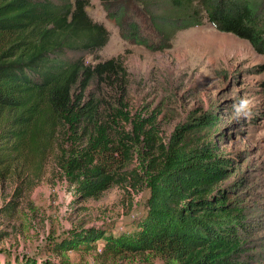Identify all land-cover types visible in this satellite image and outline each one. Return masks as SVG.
Wrapping results in <instances>:
<instances>
[{"label": "trees", "instance_id": "1", "mask_svg": "<svg viewBox=\"0 0 264 264\" xmlns=\"http://www.w3.org/2000/svg\"><path fill=\"white\" fill-rule=\"evenodd\" d=\"M90 1L0 0V171L18 159L43 156L62 134L72 184L86 196H98L113 182L108 169L114 138L125 158H130L134 138L124 101L126 72L117 59L98 61L109 31L89 15ZM100 1L122 39L151 49L169 48L177 31L207 20L217 31L244 39L264 54V0ZM114 2L121 4L109 11ZM140 8L149 24L141 22ZM253 71L264 74V62ZM104 82L119 93L109 111L96 97ZM260 89L258 112L264 118V79ZM190 118V124L175 128V142L183 139L185 128L189 132L218 123L213 111ZM132 122L135 137L151 140L157 135L151 118ZM162 159L149 177L146 211L127 231L102 225L75 228L51 250L89 249L99 242L104 254L149 252L173 264L255 263L247 210L229 201L227 188L218 186L227 177L230 157L207 143L164 153ZM13 208L10 204L0 212Z\"/></svg>", "mask_w": 264, "mask_h": 264}, {"label": "rangeland", "instance_id": "2", "mask_svg": "<svg viewBox=\"0 0 264 264\" xmlns=\"http://www.w3.org/2000/svg\"><path fill=\"white\" fill-rule=\"evenodd\" d=\"M119 4L109 5V11ZM87 11L109 31L98 61L117 59L126 72L124 101L134 138L130 158H125L114 138L115 155L108 169L113 182L98 196H86L72 184L62 134L43 156L18 159L7 171H0V210L14 206L8 214L0 212V264H27L29 259L36 264H173L149 252L104 254L99 242L89 249L63 252L52 251L51 246L80 227L127 231L131 221L146 211L149 177L156 173L163 154L207 143L230 157L227 177L218 186L227 188L229 201L247 210L256 260L252 264H264V118L258 112L264 74L253 71L254 65L264 62V54L256 53L244 39L217 31L207 20L177 31L169 48L151 49L122 39L100 0H91ZM139 12L141 22L149 24V16L142 8ZM108 83H102L96 95L104 111L112 110L119 97ZM242 96L252 101L251 112L236 119L232 105ZM207 111L218 117L215 126L189 132L185 128L183 139L174 141L178 125L190 124V117ZM135 117L151 118L157 135L151 140L135 137Z\"/></svg>", "mask_w": 264, "mask_h": 264}, {"label": "clouds", "instance_id": "3", "mask_svg": "<svg viewBox=\"0 0 264 264\" xmlns=\"http://www.w3.org/2000/svg\"><path fill=\"white\" fill-rule=\"evenodd\" d=\"M252 101L248 97H240L233 103L232 108L236 119L247 117L251 112Z\"/></svg>", "mask_w": 264, "mask_h": 264}]
</instances>
